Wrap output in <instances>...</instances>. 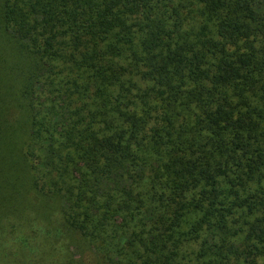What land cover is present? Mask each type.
Instances as JSON below:
<instances>
[{"label": "trees", "instance_id": "trees-1", "mask_svg": "<svg viewBox=\"0 0 264 264\" xmlns=\"http://www.w3.org/2000/svg\"><path fill=\"white\" fill-rule=\"evenodd\" d=\"M12 255L264 264V0H0Z\"/></svg>", "mask_w": 264, "mask_h": 264}, {"label": "rangeland", "instance_id": "rangeland-1", "mask_svg": "<svg viewBox=\"0 0 264 264\" xmlns=\"http://www.w3.org/2000/svg\"><path fill=\"white\" fill-rule=\"evenodd\" d=\"M12 264H22L20 259H17L15 256L12 255L11 257ZM9 263V262H8ZM24 264V263H23Z\"/></svg>", "mask_w": 264, "mask_h": 264}]
</instances>
